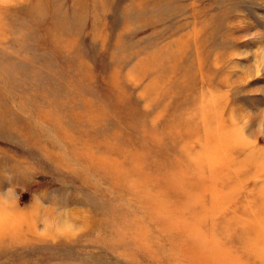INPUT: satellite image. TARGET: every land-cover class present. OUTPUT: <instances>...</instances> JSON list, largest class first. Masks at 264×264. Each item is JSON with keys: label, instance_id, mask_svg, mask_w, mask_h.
Here are the masks:
<instances>
[{"label": "rangeland", "instance_id": "1", "mask_svg": "<svg viewBox=\"0 0 264 264\" xmlns=\"http://www.w3.org/2000/svg\"><path fill=\"white\" fill-rule=\"evenodd\" d=\"M0 264H264V0H0Z\"/></svg>", "mask_w": 264, "mask_h": 264}]
</instances>
